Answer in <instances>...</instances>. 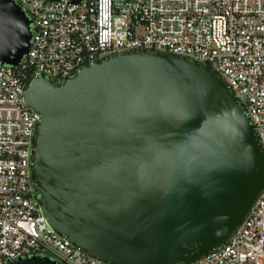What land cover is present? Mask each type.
<instances>
[{"label":"water","instance_id":"obj_1","mask_svg":"<svg viewBox=\"0 0 264 264\" xmlns=\"http://www.w3.org/2000/svg\"><path fill=\"white\" fill-rule=\"evenodd\" d=\"M33 20L0 0V62L28 53ZM33 176L49 225L109 264H191L225 243L264 190V149L209 62L131 50L35 77ZM10 264H63L49 256Z\"/></svg>","mask_w":264,"mask_h":264},{"label":"built area","instance_id":"obj_2","mask_svg":"<svg viewBox=\"0 0 264 264\" xmlns=\"http://www.w3.org/2000/svg\"><path fill=\"white\" fill-rule=\"evenodd\" d=\"M33 20L28 53L0 62V264L33 255L109 264L48 223L33 176L40 113L32 80L55 82L101 56L164 50L209 62L233 90L264 149V0H15ZM191 264H264V190L228 240Z\"/></svg>","mask_w":264,"mask_h":264}]
</instances>
